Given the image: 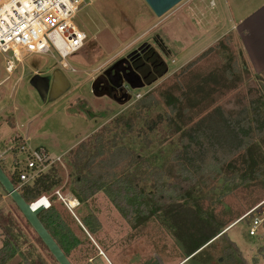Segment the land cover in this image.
I'll list each match as a JSON object with an SVG mask.
<instances>
[{"label": "rangeland", "instance_id": "1", "mask_svg": "<svg viewBox=\"0 0 264 264\" xmlns=\"http://www.w3.org/2000/svg\"><path fill=\"white\" fill-rule=\"evenodd\" d=\"M198 1L184 0L157 17L147 16L144 0H83L73 22L88 39L67 59V68L51 54L34 55L9 73L0 55V165L11 177L12 153L26 142L65 155V166L50 171L59 186L44 195L80 240L69 256L72 264H264V224L255 236L249 218L236 224L254 209L255 216H264V63H256L255 71L237 34L221 37L218 26H203L204 10H215L211 0L199 2L188 26L186 14ZM206 32L215 34L212 45L204 43ZM156 56L157 68H145ZM123 60L127 66L139 62L141 71H133L144 86L124 84L121 93L97 89L118 97L128 93L125 104L93 91ZM163 66L165 74L154 77ZM57 69L71 88L45 104L30 81ZM146 74L154 81L147 82ZM98 134L105 145L95 172L136 174L135 186L145 194L168 190L175 206L184 204L191 214L200 209L204 222L221 227L227 238L200 259L186 260L163 217L147 223L126 219L104 193L79 203L74 214L66 209L55 191L73 196L74 153ZM94 146L93 153L99 148ZM93 217L86 226L90 234L79 219ZM0 221V249L9 240L16 249L9 264H58L1 185Z\"/></svg>", "mask_w": 264, "mask_h": 264}, {"label": "trees", "instance_id": "2", "mask_svg": "<svg viewBox=\"0 0 264 264\" xmlns=\"http://www.w3.org/2000/svg\"><path fill=\"white\" fill-rule=\"evenodd\" d=\"M153 58L149 57L147 59L148 64L146 63L145 68L149 67L148 69H150V65L157 68V61L160 63V60L157 59V56ZM145 70L146 69H143V72H145ZM165 72L166 67L163 66L162 69L157 70L158 75L154 77H159L165 74ZM152 76L148 75L146 77L147 82L154 81L150 80ZM154 77H152V79ZM97 87L100 88L99 83L95 85L97 94L98 92H100V94L103 93L101 90L99 91ZM115 93H111V97L116 96ZM92 145H95L94 148L99 147L94 153L91 151ZM104 145L103 136L98 134L88 142H83L74 153L72 167L76 172V179L72 183L70 192L80 204L88 202L99 193H104L118 212L126 219L131 220L136 218V220L141 223H147L152 219L155 220L163 217L165 219L164 223L168 225V229L185 249L187 253L186 260L191 256L193 257L190 258V260L200 259V255L206 249L212 248L215 243L227 238L226 232L222 233L221 227L212 226L204 222L200 214V209L195 210V212L191 214L184 204L175 206L177 204L172 200L173 198L169 196L168 190L160 188L156 189L151 194H145L143 190L135 186L136 174L114 175L112 178L109 172H95L93 167L98 159H100V156L103 155ZM98 149L101 151H98ZM118 152H120V149ZM10 178L17 187L19 182L16 176L12 175ZM59 184L60 181L56 175L50 172L49 174L41 176L33 186L21 188L20 192L26 202L32 203L45 193L55 189ZM170 199L172 201H170ZM39 219L68 258L72 251L81 245L80 240L70 230L61 210L55 206V203H52L51 209L41 212ZM94 220V217L90 220L85 219L84 222L79 219L81 222L80 224L86 229L87 225H93ZM204 223L206 226H204ZM0 224L5 227V224L1 221ZM207 225L210 227L209 229ZM206 229L209 230V234H206ZM88 232L90 233L89 230ZM9 233L10 232H8V235ZM230 244L233 246L231 248L236 247L234 243L230 242ZM229 250L231 249L227 246L224 252L229 253ZM15 255V246L13 242L9 240L0 249V264H9L10 261L15 258ZM230 257L232 258V250ZM27 264L37 263L28 262Z\"/></svg>", "mask_w": 264, "mask_h": 264}, {"label": "built area", "instance_id": "3", "mask_svg": "<svg viewBox=\"0 0 264 264\" xmlns=\"http://www.w3.org/2000/svg\"><path fill=\"white\" fill-rule=\"evenodd\" d=\"M83 3V0H0V55L5 57L7 71L11 73L16 63L34 55L50 54L53 59L59 58L64 69L67 68V59L81 51L88 39L87 34L73 22ZM211 4H214L212 0ZM12 159V175L19 182V190L33 186L55 167L65 166L64 154L51 152L42 146L34 148L27 142L17 146ZM55 195L71 213L79 206L73 196L64 197L60 191H55ZM38 202H43L39 208H52V201L46 195L30 204L33 206ZM255 211L236 223L249 218L250 236H255L264 224V216H255Z\"/></svg>", "mask_w": 264, "mask_h": 264}, {"label": "water", "instance_id": "4", "mask_svg": "<svg viewBox=\"0 0 264 264\" xmlns=\"http://www.w3.org/2000/svg\"><path fill=\"white\" fill-rule=\"evenodd\" d=\"M94 1V0H91ZM147 5L151 8L157 17H163L178 4L184 0H144ZM126 60L121 61L115 65L111 70H116V74L119 72L116 69L119 65H124ZM127 64V63H126ZM125 75H123L122 83L120 87L124 84H129L131 88H141L144 84L141 82H136L138 79L134 75L133 69L130 66L125 67ZM100 78L96 81L99 83ZM95 83V85H96ZM31 86L37 91L40 99L43 103H53L59 98L64 96L69 92L71 88V83L66 77L65 73L61 69H57L52 73V76H41L35 75L31 81ZM95 85L93 86V91L95 92ZM110 95V93H102L101 96ZM113 99L118 103H127L131 100V96L128 93H123L120 97L117 95ZM0 185L4 188L8 196L12 199L14 204L17 206L19 211L22 213L24 218L33 228L35 233L47 247L49 252L55 258L58 264H72L66 254L63 252L61 247L57 244L55 239L45 228L43 223L39 219V215L44 211V208H39L37 210L32 209V205L22 197L20 190L13 184L11 178L7 175L4 169L0 165ZM191 256L190 258H192ZM188 258V259H190Z\"/></svg>", "mask_w": 264, "mask_h": 264}, {"label": "crops", "instance_id": "5", "mask_svg": "<svg viewBox=\"0 0 264 264\" xmlns=\"http://www.w3.org/2000/svg\"><path fill=\"white\" fill-rule=\"evenodd\" d=\"M212 1L214 4H210L215 10L213 8H211V11L204 10L203 26H218L216 31L221 37H226L233 33L237 34L243 55L247 57V62L251 63L255 71H260L256 63H264V0ZM199 2H203V0L197 2L196 10L193 9L186 14L188 26H191L190 17L195 18L196 12L201 8ZM149 9L151 12L147 10V16L152 15L150 13L154 14L150 7ZM176 21L175 23L180 25L183 18L176 19ZM152 26L158 25L153 24ZM207 34V32L204 34V43L210 45L213 43L211 39L215 34L210 37ZM262 70L264 71V68Z\"/></svg>", "mask_w": 264, "mask_h": 264}, {"label": "flooded vegetation", "instance_id": "6", "mask_svg": "<svg viewBox=\"0 0 264 264\" xmlns=\"http://www.w3.org/2000/svg\"><path fill=\"white\" fill-rule=\"evenodd\" d=\"M131 69L136 71H141V66L139 62H136L133 60V62L130 64ZM129 66V64H128ZM125 67L127 65H119L116 69H118V73L116 74V70H111V68L106 71L101 77L99 81V87L102 89L107 90L108 92H116L121 93L123 92V89L120 87L123 79V75L127 73L125 72ZM144 73V72H143ZM149 75V74H148ZM146 74V77L148 76Z\"/></svg>", "mask_w": 264, "mask_h": 264}, {"label": "bare ground", "instance_id": "7", "mask_svg": "<svg viewBox=\"0 0 264 264\" xmlns=\"http://www.w3.org/2000/svg\"><path fill=\"white\" fill-rule=\"evenodd\" d=\"M79 12V10L77 11V13ZM66 65H67V63H66ZM68 67V66H67ZM12 73V72H11ZM41 206H43V202H38V203H36V204H34L33 206H32V209L33 210H36L37 208H39V207H41ZM236 225V224H235ZM235 225L234 226H232L231 228H233V227H235Z\"/></svg>", "mask_w": 264, "mask_h": 264}]
</instances>
